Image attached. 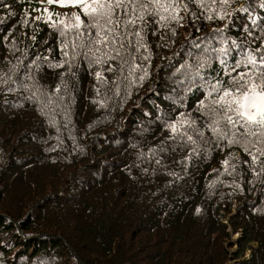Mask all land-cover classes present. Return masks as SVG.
Segmentation results:
<instances>
[{
    "label": "trees",
    "instance_id": "16d2710c",
    "mask_svg": "<svg viewBox=\"0 0 264 264\" xmlns=\"http://www.w3.org/2000/svg\"><path fill=\"white\" fill-rule=\"evenodd\" d=\"M32 1L0 2V77L22 53L61 57L57 34L43 22L20 24L25 12L37 15ZM242 3L232 0L228 10ZM251 3L253 14L264 16V0ZM245 21L244 13L235 15L225 35L241 37ZM224 23L201 20L198 31L191 22L174 26L176 35L166 36L172 42L154 47L150 77L122 103L113 97L101 105L97 69L90 74L84 64L74 78L61 77L66 66L44 64L36 73L49 94L68 82L62 108L42 111L23 90L0 92V264H264V174L253 176L247 164L225 171L221 163L231 153L250 164L240 148L213 147L188 160V149L178 148L161 154L159 164L147 155L168 136L161 112L174 119L182 110L170 99L169 65L186 55L190 34L196 39ZM9 29V43L18 37L14 54L3 42ZM199 98L186 101L188 111Z\"/></svg>",
    "mask_w": 264,
    "mask_h": 264
},
{
    "label": "snow or ice",
    "instance_id": "6c2138e0",
    "mask_svg": "<svg viewBox=\"0 0 264 264\" xmlns=\"http://www.w3.org/2000/svg\"><path fill=\"white\" fill-rule=\"evenodd\" d=\"M2 2V0H0ZM41 4L71 8V13H53L49 7L34 9L37 15L25 12L21 25L43 22L57 34L61 57L52 62L47 55L38 53L29 59L26 54L17 57L16 64L0 77V92L23 90L29 93V100H36L42 111L62 108L65 96L70 95L67 81L58 83L49 94L40 85L36 73L42 65L48 68L67 67L68 75L74 78L81 64L89 73L95 67L94 86L99 95L103 86L105 96L100 101L104 106L113 97L119 99L132 94L150 77L154 47L168 46V33L176 35L175 28L191 22L224 21L223 27L210 33L185 40L188 51L174 69V104L182 110L175 112V118L168 112L158 116L168 136L159 145L148 150L147 155L156 159L164 153L187 148L191 155L210 151L213 147H238L251 161L240 160L231 153L223 161L225 171L235 170L247 164L253 176L264 174V16L254 15L251 0L239 7L228 9L232 0H39ZM4 10L10 5L2 3ZM264 9V4L258 6ZM244 13L247 21L241 24V37L226 36L229 21L235 15ZM10 16L16 15L13 12ZM0 23L4 19L0 18ZM15 27V26H13ZM9 33L3 35V42L10 53L17 51L18 37L9 43ZM163 33V34H162ZM150 37H158L159 43L150 44ZM33 41L36 40L32 36ZM47 43V41H45ZM49 51H51L49 49ZM176 53L168 57L175 59ZM218 65L219 67H214ZM63 91L64 95L59 93ZM111 93V95H108ZM199 94L192 111L187 110L186 101ZM207 146V147H205ZM141 156L146 155L141 153ZM235 160L236 163H232ZM258 170V171H257Z\"/></svg>",
    "mask_w": 264,
    "mask_h": 264
},
{
    "label": "rangeland",
    "instance_id": "374dc122",
    "mask_svg": "<svg viewBox=\"0 0 264 264\" xmlns=\"http://www.w3.org/2000/svg\"><path fill=\"white\" fill-rule=\"evenodd\" d=\"M32 5L36 6V7H41L39 0H33L32 1ZM47 6L48 5H46V4L43 5V7H47ZM55 9L58 10V11H62V8H59L57 6L55 7Z\"/></svg>",
    "mask_w": 264,
    "mask_h": 264
}]
</instances>
